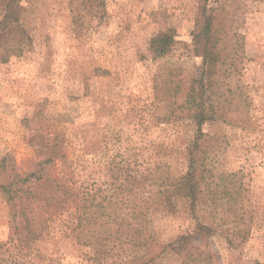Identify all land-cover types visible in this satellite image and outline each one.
Wrapping results in <instances>:
<instances>
[{"label": "rangeland", "instance_id": "1", "mask_svg": "<svg viewBox=\"0 0 264 264\" xmlns=\"http://www.w3.org/2000/svg\"><path fill=\"white\" fill-rule=\"evenodd\" d=\"M200 1L21 0L19 25L30 46L0 62V159L12 157L23 172L37 160L39 147L57 137L84 183L104 186L112 177L108 166L120 161L141 171L166 165L170 175L183 174L195 126L160 120L169 109L155 99L153 77L167 67L185 79L198 76L201 59L192 54L191 32ZM6 3L0 0V21ZM210 8L229 11L244 36L240 75L221 85L240 88L248 103L241 109L244 122L202 129L226 137L216 169L239 174L245 188L241 204L252 217L249 239L239 251L219 234L209 238L212 264H264V0H208ZM166 29L175 31L177 43L168 57L152 60L149 41ZM6 42L0 40V55ZM180 205L176 213L149 217L148 231L162 244L193 228ZM8 232V207L0 195V242ZM32 250L39 257L31 264H93L88 247L58 233ZM154 264L179 263L167 252Z\"/></svg>", "mask_w": 264, "mask_h": 264}, {"label": "trees", "instance_id": "2", "mask_svg": "<svg viewBox=\"0 0 264 264\" xmlns=\"http://www.w3.org/2000/svg\"><path fill=\"white\" fill-rule=\"evenodd\" d=\"M20 3L7 0L0 21V40H7L1 63L30 46L19 25ZM233 22L229 11L208 9V0H201L191 32L192 54L201 59L198 76L185 79L167 67L153 77L154 97L169 109L160 120H186L195 126L183 174L170 175L166 165L141 171L120 161L108 166L112 177L104 186L84 183L75 176L65 144L57 137L39 147L37 160L23 172L12 157L0 159V195L8 207L9 225L7 240L0 242V264H31L39 257L33 244L51 233L88 247L93 264H154L167 252L179 264H212L209 238L215 234L231 250L243 248L252 227L251 214L241 204L245 188L239 174L216 169L226 137L202 129L208 123L237 125L246 120L241 117L248 103L242 90L221 85L240 75L244 60V36ZM175 37L173 29L153 36L147 49L150 58L168 57ZM179 204L185 206L193 228L171 244H162L148 231L149 217L176 213Z\"/></svg>", "mask_w": 264, "mask_h": 264}]
</instances>
